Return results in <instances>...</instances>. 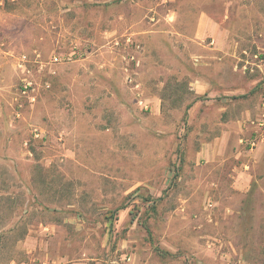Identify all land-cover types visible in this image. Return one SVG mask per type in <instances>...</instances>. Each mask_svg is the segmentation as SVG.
Segmentation results:
<instances>
[{
    "label": "rangeland",
    "instance_id": "1",
    "mask_svg": "<svg viewBox=\"0 0 264 264\" xmlns=\"http://www.w3.org/2000/svg\"><path fill=\"white\" fill-rule=\"evenodd\" d=\"M58 2L41 61H0V264H264V185L207 158L263 101L264 0Z\"/></svg>",
    "mask_w": 264,
    "mask_h": 264
},
{
    "label": "crops",
    "instance_id": "2",
    "mask_svg": "<svg viewBox=\"0 0 264 264\" xmlns=\"http://www.w3.org/2000/svg\"><path fill=\"white\" fill-rule=\"evenodd\" d=\"M48 1L52 5H48ZM19 2L20 0H0V61L15 62L16 68L20 71L24 69L29 71L28 66H24V61H27L26 59L41 61L42 55L38 47L46 46L49 32L60 25L55 17L53 19L49 17L55 14L60 16L61 8L58 0H42L39 3L38 20L35 13L29 14L25 8L18 9L16 5ZM31 28L37 29L38 32L31 33ZM15 45L25 46L26 51L14 50ZM56 55L50 54L48 63L54 60ZM262 100L261 105L258 103L252 108L243 106L237 114L230 113V107L220 106L219 111L222 113L219 114V119H222V130L213 140L219 146V150L214 148L207 157L209 160L217 158V165L236 160L225 173L228 177L225 180L226 184L233 185L241 192L249 191L252 185H264V97ZM226 110L229 111L224 113ZM251 127V132H255L252 139L255 143L244 152L240 150L243 144L242 132L248 131ZM233 147L234 152L231 151Z\"/></svg>",
    "mask_w": 264,
    "mask_h": 264
},
{
    "label": "built area",
    "instance_id": "3",
    "mask_svg": "<svg viewBox=\"0 0 264 264\" xmlns=\"http://www.w3.org/2000/svg\"><path fill=\"white\" fill-rule=\"evenodd\" d=\"M58 59H59L58 57H54V60L55 61H58ZM254 143H255V141H253V140L252 141H249V143H248L249 144V147H252L254 145Z\"/></svg>",
    "mask_w": 264,
    "mask_h": 264
}]
</instances>
